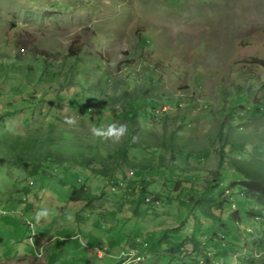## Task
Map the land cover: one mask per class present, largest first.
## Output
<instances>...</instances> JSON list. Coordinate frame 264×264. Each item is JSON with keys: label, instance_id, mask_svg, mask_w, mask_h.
Returning <instances> with one entry per match:
<instances>
[{"label": "rangeland", "instance_id": "374dc122", "mask_svg": "<svg viewBox=\"0 0 264 264\" xmlns=\"http://www.w3.org/2000/svg\"><path fill=\"white\" fill-rule=\"evenodd\" d=\"M258 60L264 0H0V264H264V222L247 217L261 207L228 186L237 172L222 166L211 194L229 212L220 238L179 206L220 151L264 159ZM112 122L127 126L119 140L91 132ZM51 129L67 148L34 172L47 146L21 154L11 135ZM125 147L132 163L118 167ZM191 231L197 251H173Z\"/></svg>", "mask_w": 264, "mask_h": 264}, {"label": "trees", "instance_id": "16d2710c", "mask_svg": "<svg viewBox=\"0 0 264 264\" xmlns=\"http://www.w3.org/2000/svg\"><path fill=\"white\" fill-rule=\"evenodd\" d=\"M253 65L260 64L262 67L264 66V61L263 60H258V61H254ZM125 116H127V118L130 119V126L133 129L136 130V114H138L137 109L134 110H130V111H125ZM136 112V113H135ZM53 133L52 129L50 131V133L48 135H45L43 137H41L40 135H30L28 137H24L23 135L17 134V135H11V142L6 140L7 142L11 143V146L13 149H15V151L20 152L21 154H25V153H30L33 154L35 152H33L32 150L41 142V145H45L46 147V152L43 153L42 151L37 152L36 154L32 155L31 158H33V171H37L42 167V163H40L39 161V156H45L47 158L52 157V153L54 152V150H56L57 152H60L61 149L65 150L67 147H65L64 145L60 144V147L57 145H54L55 140H59L60 139V133L57 135L56 138L52 137ZM63 137L66 138V140L68 139H73L76 140L71 133H64ZM1 140V139H0ZM2 143V141H0ZM60 142V141H59ZM47 143V144H44ZM76 144H80L79 142H74ZM82 144V143H81ZM81 146V145H79ZM74 147H69V150L73 149ZM53 150V151H52ZM127 148H121L119 150V153L117 154L116 157H114L113 159L116 160L117 166L121 167L123 165L128 166L129 164L132 163V161L130 160L129 157L125 156V152H126ZM219 156H220V162H219V167L217 170L211 171V175L208 179H206L204 181V185L203 187V191L201 194H198L199 189L201 187H197V188H192L193 193L190 195V197L187 198V200L183 201L180 200L179 201V206H185L188 207L192 213H198L200 216L204 217L206 220L209 221V225H216V229L217 231H215V233H213V236H216L217 238H220V236H222L221 234L219 235V231L223 232L224 230H221V227H224V217L223 216H227L229 215V212L227 211L226 213H222V214H217L215 210L211 205H214L216 208L219 209V211L222 210V204L220 203H213V195L214 191H216V189L218 187L221 186V172H220V168L224 165L228 166L230 169L234 170L235 172H237L239 174V178L235 179L234 181H231L228 183V186L234 191L236 189L239 190V193L244 196L246 199L254 202L255 204L259 205L261 207V210L259 212H256L255 210H250L247 213V217L250 218L251 221H255L257 223H262L264 222V220L262 221V218L264 219V159H262V157H251L249 159H240V158H230L229 160L225 161V155L222 153V151L219 152ZM97 158V157H94ZM105 158V157H103ZM101 159H98V162H100ZM85 162H82V166L84 165V167H90L89 164L92 162L90 160V158H85L84 160ZM101 163H103V161L101 160ZM110 171L108 169L105 168H101L97 170V173L102 174L105 176V174H108ZM117 173V175H113L110 177V179L112 180V182L115 184L119 183L117 181H121L122 179L118 178V172L115 171ZM114 178V179H112ZM111 184V183H110ZM115 184V185H116ZM118 186V184H117ZM129 186V185H127ZM131 186V185H130ZM121 188V187H120ZM130 188V187H128ZM130 190H132L130 188ZM78 193V191H75L73 193V195H76ZM144 191H141V195L144 194ZM234 193V192H233ZM202 195L207 196L208 199H211V201H206L205 198L202 197ZM210 195V197H208ZM224 196H221L220 198H222ZM149 199V198H148ZM204 199V200H203ZM160 201L159 198L152 196V200L150 202H148L149 204H157V202ZM147 203V204H148ZM218 204V205H217ZM261 214V215H260ZM261 216V217H260ZM234 221H236L237 223L241 221V217L239 213H236L233 217ZM261 221V222H260ZM264 224V223H262ZM180 232V231H179ZM177 232V233H179ZM200 237V236H199ZM198 237V235L194 234V232H190L189 236H186L184 238H182L181 240L178 241H174L171 240L169 241L171 244L169 245L171 247V249H173V251L175 252H181L184 249V246H186V244L191 245L192 249L197 251L200 243V238ZM185 251V250H184ZM205 257L207 255H204ZM198 260V258H197ZM196 261V260H194Z\"/></svg>", "mask_w": 264, "mask_h": 264}, {"label": "clouds", "instance_id": "9594fccd", "mask_svg": "<svg viewBox=\"0 0 264 264\" xmlns=\"http://www.w3.org/2000/svg\"><path fill=\"white\" fill-rule=\"evenodd\" d=\"M68 119L69 123H73L74 119L73 118H66ZM127 131V126L124 123H108L106 127H97V126H92L91 127V132L93 133V135H97V136H101V137H111L113 140H119V138L124 135ZM112 182V181H111ZM114 186H117L114 185ZM152 197V196H150ZM146 199V198H145ZM46 210L41 209L38 212L39 214L44 213Z\"/></svg>", "mask_w": 264, "mask_h": 264}, {"label": "built area", "instance_id": "2783aa9c", "mask_svg": "<svg viewBox=\"0 0 264 264\" xmlns=\"http://www.w3.org/2000/svg\"><path fill=\"white\" fill-rule=\"evenodd\" d=\"M104 249H97V255H104Z\"/></svg>", "mask_w": 264, "mask_h": 264}, {"label": "bare ground", "instance_id": "6f19581e", "mask_svg": "<svg viewBox=\"0 0 264 264\" xmlns=\"http://www.w3.org/2000/svg\"><path fill=\"white\" fill-rule=\"evenodd\" d=\"M217 264H219V263H217Z\"/></svg>", "mask_w": 264, "mask_h": 264}]
</instances>
